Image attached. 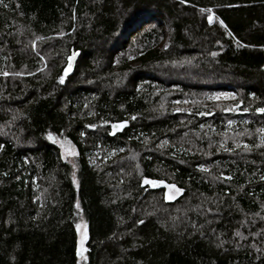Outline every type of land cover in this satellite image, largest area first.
Returning a JSON list of instances; mask_svg holds the SVG:
<instances>
[{"label": "trees", "instance_id": "16d2710c", "mask_svg": "<svg viewBox=\"0 0 264 264\" xmlns=\"http://www.w3.org/2000/svg\"><path fill=\"white\" fill-rule=\"evenodd\" d=\"M0 72V264H264V0H3Z\"/></svg>", "mask_w": 264, "mask_h": 264}, {"label": "snow or ice", "instance_id": "6c2138e0", "mask_svg": "<svg viewBox=\"0 0 264 264\" xmlns=\"http://www.w3.org/2000/svg\"><path fill=\"white\" fill-rule=\"evenodd\" d=\"M3 0H0V3H2ZM187 2V0H180V3L181 4H185ZM5 7H7V5H5ZM200 11L203 13V12H207L209 13L207 19L209 21V23L212 22L213 20V15L211 14L212 13V9L208 8V9H204V8H201ZM74 18V17H73ZM220 24L221 26L223 27L224 26V22L223 21H220ZM62 35V33H61ZM230 35V33H229ZM37 39H43L42 37H38ZM33 44H35V42L33 41ZM165 47H167V45H165ZM35 50V49H34ZM76 54L73 52L71 55H69L67 57V61H68V64L67 66L63 69V74L60 75L58 77V82L63 84L64 83V80H65V76L68 74V72L71 70V61L73 60L74 56ZM211 55L213 57H215L217 55L216 52H212ZM0 75H4V76H8L9 73L8 72H0ZM13 75H19V73H13ZM221 95H224V94H221ZM219 97H212V99H218ZM232 99H235L234 96L231 97ZM239 108V105H233L232 108H225L223 109L224 111H234L236 109ZM243 112H248L249 111V108L248 107H245L242 109ZM177 111H179V109H177ZM255 111L257 113H264V107H257L255 109ZM199 114H211V113H199ZM133 119H135V117H133ZM127 123V121H124V122H121L120 124H114L113 125V128H122L125 124ZM234 123V121L232 120H229L228 121V124L229 125H232ZM245 123H247V121H245ZM88 127H91V128H95L96 125L95 124H90L88 125ZM203 127V126H201ZM257 132L260 134L258 136V139H259V143L258 144H254V145H249V144H243V150L244 151H251L253 149V147L255 148H260V147H264V127H260L259 129H257ZM244 133H241L240 135H243ZM81 135H83V133H81ZM47 138L49 140H54L53 136H52V133H48V136ZM55 142V141H54ZM235 143V146L236 148H240L241 147V143L242 142H236V141H233ZM165 143H167L165 141ZM4 145L3 144H0V149H3ZM60 147L63 149L64 148V143H60ZM221 148H223L224 151H234V149L232 148H226L224 147L223 144L220 145ZM121 151H123V149H120ZM77 153L75 152V150H71L70 152H67V153H62L61 155V158L64 157V155H71V156H75ZM262 155H264V153H262ZM76 165L73 164V168H75ZM199 169L203 172H208L209 169L207 167H205L204 165H200L199 166ZM260 180L261 181H264V174H261L260 175ZM17 179H19V177H17ZM214 179H223V180H231L232 177L231 176H225L223 173L220 174V176L218 177H214ZM76 183V179H75V174H73V184ZM164 182L163 181H158V180H152V179H148V178H144L143 181H142V184L144 185H149V186H152V187H156L158 186L159 184H163ZM166 188H169V189H173L175 193H180L182 191V189L176 187L174 184H165L164 185ZM164 199L165 200H172V199H175V196L174 195H169L167 192L164 194ZM76 207L79 208V204L77 203L76 204ZM262 219H264V217H262ZM137 223H143V221H137ZM76 229L79 230L81 229L82 227H84V225H82V223H77L75 225ZM237 236H240L241 234L239 232L236 233ZM86 238V234H85V237ZM81 244L83 243V240H81L80 242ZM85 251L84 248L78 246L77 249H76V254L77 256L80 258V259H86L82 253ZM78 264H79V261H78Z\"/></svg>", "mask_w": 264, "mask_h": 264}, {"label": "rangeland", "instance_id": "374dc122", "mask_svg": "<svg viewBox=\"0 0 264 264\" xmlns=\"http://www.w3.org/2000/svg\"><path fill=\"white\" fill-rule=\"evenodd\" d=\"M227 96L228 95L225 94V95H223L220 98H226ZM54 143L60 149L61 155H62V153H67V152H70L71 150H74L73 146L68 141H65V140H61V141L60 140H57ZM60 143H64V148L63 149L60 147ZM73 157L74 156H71V155H64L63 159L69 161L72 164L73 163ZM172 191L173 190H168V192L170 193V195L176 196V193L175 192H172ZM78 223H82V225H84V227H82L79 230L76 229V232H77V243H78L77 245L85 249V243L87 241V232H86L87 231V227H86L85 222L82 219H80L78 221ZM85 234H86V238H84L85 237ZM81 240H83V243L82 244L80 243Z\"/></svg>", "mask_w": 264, "mask_h": 264}, {"label": "water", "instance_id": "95a60500", "mask_svg": "<svg viewBox=\"0 0 264 264\" xmlns=\"http://www.w3.org/2000/svg\"><path fill=\"white\" fill-rule=\"evenodd\" d=\"M77 56V54L74 56V58ZM73 58V59H74ZM115 129H117V128H115ZM165 184L163 183V184H159L158 186H156V187H152V186H149L150 187V189H156V188H164L165 186H164Z\"/></svg>", "mask_w": 264, "mask_h": 264}]
</instances>
